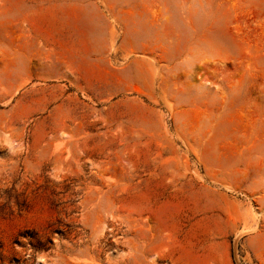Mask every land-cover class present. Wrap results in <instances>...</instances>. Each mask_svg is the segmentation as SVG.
<instances>
[{
  "label": "rangeland",
  "instance_id": "374dc122",
  "mask_svg": "<svg viewBox=\"0 0 264 264\" xmlns=\"http://www.w3.org/2000/svg\"><path fill=\"white\" fill-rule=\"evenodd\" d=\"M59 1L0 0V264H264V0Z\"/></svg>",
  "mask_w": 264,
  "mask_h": 264
},
{
  "label": "crops",
  "instance_id": "0c3cea01",
  "mask_svg": "<svg viewBox=\"0 0 264 264\" xmlns=\"http://www.w3.org/2000/svg\"><path fill=\"white\" fill-rule=\"evenodd\" d=\"M59 3H60L59 8H61L63 10L62 12L68 13V17H74V18H78L81 20L83 19L86 21L87 19L92 18L94 15V11L92 10L93 8L91 6L84 5L87 3V0H61V1H59ZM74 8H81L82 9L81 11H79L80 14L78 16H72L73 15L72 13H74L72 10L71 11H64L66 9L70 10V9H74ZM68 37H70L71 40L73 39L72 36H68ZM83 37H84V40L87 42L92 36H91V34H85L84 33ZM65 39H67V38H64V40ZM83 43H85V42H83ZM54 73H56V69H55ZM54 73H52V74H54Z\"/></svg>",
  "mask_w": 264,
  "mask_h": 264
},
{
  "label": "clouds",
  "instance_id": "9594fccd",
  "mask_svg": "<svg viewBox=\"0 0 264 264\" xmlns=\"http://www.w3.org/2000/svg\"><path fill=\"white\" fill-rule=\"evenodd\" d=\"M0 148H7L12 153L23 151V145L19 143L11 131L0 133ZM41 264H44V259L41 257Z\"/></svg>",
  "mask_w": 264,
  "mask_h": 264
}]
</instances>
